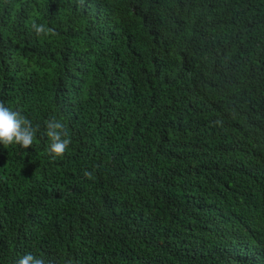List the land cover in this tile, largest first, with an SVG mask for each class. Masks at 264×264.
<instances>
[{
	"label": "trees",
	"instance_id": "obj_1",
	"mask_svg": "<svg viewBox=\"0 0 264 264\" xmlns=\"http://www.w3.org/2000/svg\"><path fill=\"white\" fill-rule=\"evenodd\" d=\"M0 101V264H264V0H0Z\"/></svg>",
	"mask_w": 264,
	"mask_h": 264
},
{
	"label": "clouds",
	"instance_id": "obj_2",
	"mask_svg": "<svg viewBox=\"0 0 264 264\" xmlns=\"http://www.w3.org/2000/svg\"><path fill=\"white\" fill-rule=\"evenodd\" d=\"M33 30L37 35L40 34H55L54 29L45 28L43 24H32ZM47 129V136L50 138L49 153L53 156H61L68 149L71 139L68 135L65 126L55 120L50 119L45 125ZM38 127H33L32 121L23 116L18 111L5 107L0 101V144L11 145L13 143L19 145L24 149L32 146ZM86 176L90 173L86 172ZM16 264H50L44 258L26 253Z\"/></svg>",
	"mask_w": 264,
	"mask_h": 264
}]
</instances>
